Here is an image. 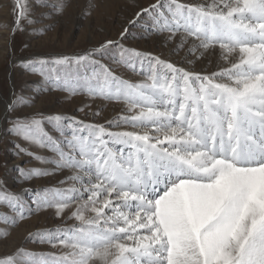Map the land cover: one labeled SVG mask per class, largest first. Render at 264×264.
<instances>
[{"label": "snow or ice", "instance_id": "obj_1", "mask_svg": "<svg viewBox=\"0 0 264 264\" xmlns=\"http://www.w3.org/2000/svg\"><path fill=\"white\" fill-rule=\"evenodd\" d=\"M25 14L14 0V24ZM145 14L167 40L179 36L177 49L192 38L187 51L197 59L218 46L224 66L195 73L121 46L119 63L143 77L133 82L97 58L118 43L112 40L53 58L57 86L124 108L108 127L42 113L9 121L11 134L54 156L16 144L19 152L72 175L59 182L70 187L36 190L32 200L66 226L29 237L59 251L21 247L0 264H264V0H156L136 17ZM21 172L23 180L49 175L43 168ZM0 199L17 214L5 223L26 219L22 194Z\"/></svg>", "mask_w": 264, "mask_h": 264}, {"label": "rangeland", "instance_id": "obj_2", "mask_svg": "<svg viewBox=\"0 0 264 264\" xmlns=\"http://www.w3.org/2000/svg\"><path fill=\"white\" fill-rule=\"evenodd\" d=\"M21 2L25 5L26 14L17 26L14 24L16 19L13 15L14 0H0V32L5 29L11 30L7 39L8 51H0V197L6 193L22 194L26 219L18 221L15 225L5 223L4 217L11 220L17 214L0 199V257L12 254L21 247L37 254L58 252V248L41 243L36 237H29L30 232L66 226L64 221L55 215L54 209H36L32 200L36 190L71 186V182L64 185L59 183L65 180L71 170L61 169L53 172L54 164L41 163L32 156L19 152L16 144L49 161L54 156L48 149H41L11 134L8 131L11 127L9 121L17 117H31L36 113H42L44 117L56 115L67 117L65 123H71L74 118L87 124H104L108 127L106 122L114 119L110 115L109 105L118 102L92 98L84 91L72 95L53 83L56 74L49 72L53 58L83 54L99 47L106 40L117 41V44L109 46L103 57L97 58L122 78L133 82H138L142 78H136V73L119 63L121 46L123 49L150 54L170 63H173L170 59L174 58L166 49L159 47L158 40L166 33L154 31L150 27L151 19L147 14L140 18L136 17L137 12L156 3V0H21ZM183 2L196 3V0ZM61 4L65 5L62 12L58 11ZM121 33H124L123 37ZM181 50L182 48L179 52ZM148 59V56L139 58L144 61L145 67ZM41 60L47 61L48 65H41L39 63ZM139 60L136 61L137 67ZM29 61L35 65L34 71L28 65ZM46 76L51 78L46 80ZM9 99H12L10 103L16 101L11 111L8 110L10 103L6 109L4 108L5 100ZM93 99L104 101L101 103L104 106H93ZM81 108L83 111L79 110ZM97 112L99 115H94ZM121 114L118 112L115 117ZM44 127L53 136L58 135L53 126L46 121ZM111 130L118 129L112 127ZM31 168L48 169L49 175L23 180L21 170ZM24 189L32 191L23 192ZM72 223L74 221L67 222L69 225Z\"/></svg>", "mask_w": 264, "mask_h": 264}, {"label": "bare ground", "instance_id": "obj_3", "mask_svg": "<svg viewBox=\"0 0 264 264\" xmlns=\"http://www.w3.org/2000/svg\"><path fill=\"white\" fill-rule=\"evenodd\" d=\"M198 2H201V0H196V3ZM1 18L3 19L4 17H1ZM10 32L11 30H7V29L0 32V51L1 52L8 51L9 42L7 41V39H9L10 37ZM166 36H167V33L161 39L158 40L160 42L159 47L163 48L164 50L166 49L167 53L171 55V57H174L173 59L171 58L170 60L171 62H173L175 66L179 68H184L186 70L193 71L195 73H201V74H210L213 71H218V65L224 66V61L221 60L219 57L220 49L218 46L210 50L208 53H206L203 58L197 59L196 56L194 55H188V51H187L188 47L194 43L192 38H189L188 43L185 44L181 52H179V50L181 49V48L177 49V45L180 42L179 36H177L175 40H167ZM5 41H7V43ZM195 43H198V41ZM233 59H235V56H233ZM188 61H192V62L188 63ZM135 77L138 79L139 78L143 79V77H141L138 74H136ZM12 99L5 100V107H4L5 109L7 108V105L10 103ZM102 102L104 101L93 99L92 104L93 106H98V107L101 105L104 106V104H101ZM123 108H124V105L122 103H117V104L111 103L109 105L110 115L116 118L117 116L115 117V115L118 112L122 113ZM71 175H72V172L70 171V173L67 174L66 178L70 177Z\"/></svg>", "mask_w": 264, "mask_h": 264}]
</instances>
